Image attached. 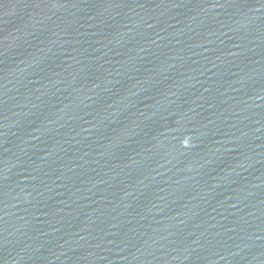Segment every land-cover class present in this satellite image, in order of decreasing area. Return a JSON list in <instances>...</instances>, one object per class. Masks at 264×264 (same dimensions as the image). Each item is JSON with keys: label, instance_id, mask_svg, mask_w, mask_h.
Listing matches in <instances>:
<instances>
[{"label": "water", "instance_id": "1", "mask_svg": "<svg viewBox=\"0 0 264 264\" xmlns=\"http://www.w3.org/2000/svg\"><path fill=\"white\" fill-rule=\"evenodd\" d=\"M0 264H264V0H0Z\"/></svg>", "mask_w": 264, "mask_h": 264}]
</instances>
